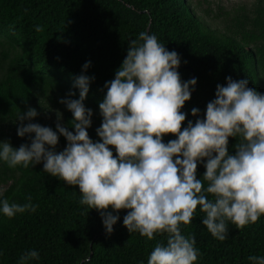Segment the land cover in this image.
<instances>
[{
    "label": "trees",
    "instance_id": "trees-1",
    "mask_svg": "<svg viewBox=\"0 0 264 264\" xmlns=\"http://www.w3.org/2000/svg\"><path fill=\"white\" fill-rule=\"evenodd\" d=\"M203 16L211 14L206 10ZM223 25L224 31L211 28L196 14L192 0H0V141L14 148L30 143L16 134V120L28 108L38 112L32 123L55 130L56 124L41 115L52 106L68 126L72 114L59 101L69 91L76 93L72 99L79 98L73 85L81 74L94 77L84 104L100 126L104 84L114 79L128 43L138 40L140 32L156 35L168 51L177 52L182 81L197 80L182 109L187 116L181 130L189 120L195 122L192 108L203 118L216 86L225 85L227 77L247 79L250 88L264 94V0L235 12ZM86 62L90 67L84 72ZM95 130L88 129L94 142ZM172 139L165 136L164 142ZM58 144L57 152L66 140L60 137ZM236 144V139H229V154H234ZM205 171L199 164L197 179ZM0 188V198L10 203L24 204L31 196L38 205L35 213L0 216V264H17L29 250L40 254L33 264H148L154 246L166 241V236L149 241L129 233L123 210L112 233H106L99 213L79 204L78 187L44 173L42 164L9 169L0 163ZM203 217L198 208L192 222L182 226L183 235L195 236L200 253L196 264H250L249 256H264V216L242 229L229 223L225 241L208 233Z\"/></svg>",
    "mask_w": 264,
    "mask_h": 264
},
{
    "label": "clouds",
    "instance_id": "clouds-1",
    "mask_svg": "<svg viewBox=\"0 0 264 264\" xmlns=\"http://www.w3.org/2000/svg\"><path fill=\"white\" fill-rule=\"evenodd\" d=\"M180 64L176 51H168L156 35L140 32L128 43L114 79L104 84L97 141L89 137L93 111L84 104L94 77L81 74L73 85L79 98L72 99L76 93L69 91L59 101L72 114L71 123L64 126L60 115L55 130L32 123L38 112L28 108L16 120V134L30 143L14 148L0 141V163L9 169L42 164L44 173L78 187L79 204L99 213L108 234L123 210L129 233L149 241L166 236L154 246L148 264H196L195 236L183 235L182 226L192 222L198 208L202 225L218 241L227 239L229 223L242 229L264 216V94L250 88L247 79L227 77L225 85L216 86L203 118L192 108L195 122L189 120L181 130L187 116L182 109L197 80L182 81ZM89 67L86 62L82 71ZM169 135L175 139L165 143ZM60 137L66 146L57 152ZM230 138L237 140L234 154H229ZM199 164L206 171L197 179ZM26 200L17 204L0 198V216L35 213L38 205L31 196ZM39 259L38 251L29 250L17 264ZM248 260L264 264V256Z\"/></svg>",
    "mask_w": 264,
    "mask_h": 264
},
{
    "label": "rangeland",
    "instance_id": "rangeland-1",
    "mask_svg": "<svg viewBox=\"0 0 264 264\" xmlns=\"http://www.w3.org/2000/svg\"><path fill=\"white\" fill-rule=\"evenodd\" d=\"M256 0H192V8L196 14L202 16L204 21L210 24L211 28L224 31V23L228 21L229 16L233 17L235 12L243 8H250ZM209 11L211 14L210 18H205L203 16V11ZM216 18V19H214ZM92 104L96 105L95 101L90 100ZM59 113V114H58ZM41 115L45 120H48L54 124L57 121V115H60L62 123L64 121L63 114L56 108L50 106L44 110ZM92 128H98L96 121L92 120ZM60 145H57L59 148ZM3 191V188H0V192Z\"/></svg>",
    "mask_w": 264,
    "mask_h": 264
}]
</instances>
